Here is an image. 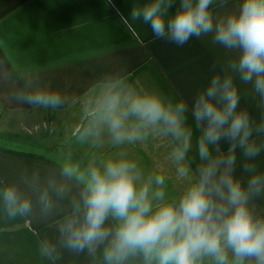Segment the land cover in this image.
Segmentation results:
<instances>
[{"label":"clouds","instance_id":"9594fccd","mask_svg":"<svg viewBox=\"0 0 264 264\" xmlns=\"http://www.w3.org/2000/svg\"><path fill=\"white\" fill-rule=\"evenodd\" d=\"M214 4L223 9L228 0H145L128 17L118 13L125 24L130 17L148 25L157 39L183 46L210 36L225 50L224 75H213L191 106L108 75L80 103L70 134L96 149L167 140L182 191L170 195L163 172H145L124 151L83 162L66 153L56 168L0 182L5 219L55 228L54 240H39L41 258L57 264L67 251L85 254L90 264H264V211L257 203L264 171L256 163L264 152L258 142L264 140V0H238L223 14ZM237 79L258 98L259 122L239 107ZM11 99L51 110L69 102L33 77Z\"/></svg>","mask_w":264,"mask_h":264},{"label":"crops","instance_id":"0c3cea01","mask_svg":"<svg viewBox=\"0 0 264 264\" xmlns=\"http://www.w3.org/2000/svg\"><path fill=\"white\" fill-rule=\"evenodd\" d=\"M237 2L228 0L223 9L215 4L211 7L223 14L233 10ZM144 3L145 0H0V103L8 111L31 109L16 103L11 94L21 87V81L33 77L68 98V104L56 111L59 115V111L68 110L69 115V106L85 99L100 80L112 75L138 89L156 90L191 106L213 75H224L222 66L228 54L212 45L210 36L193 37L179 46L157 39L143 22L129 17L125 24L118 13L128 17L131 8ZM237 82L239 107L246 108L259 122L258 98H254L251 85ZM109 146L107 143L105 148ZM256 163L264 171V152ZM58 166L47 159L0 151V182H14L24 171ZM192 167H196L195 161ZM257 203L264 211V198ZM45 236L52 240L57 236L51 223L7 220L0 209V264H51L39 255V240ZM57 264H90V260L85 254L64 251Z\"/></svg>","mask_w":264,"mask_h":264},{"label":"rangeland","instance_id":"374dc122","mask_svg":"<svg viewBox=\"0 0 264 264\" xmlns=\"http://www.w3.org/2000/svg\"><path fill=\"white\" fill-rule=\"evenodd\" d=\"M20 83L22 86V81ZM81 102L69 106V115H66L68 110L64 113L59 111L57 115L56 110L33 106L28 110L8 111L0 103V149L42 156L58 165L66 153H71L74 160L83 162L99 152L111 154L124 151L145 172H163L168 178L170 195H178L182 191L184 181L177 176L175 167L168 159L169 143L163 138L151 137L144 143L125 145L120 149L111 145L105 148L107 143L103 149H96L73 139L70 134L79 122Z\"/></svg>","mask_w":264,"mask_h":264},{"label":"trees","instance_id":"16d2710c","mask_svg":"<svg viewBox=\"0 0 264 264\" xmlns=\"http://www.w3.org/2000/svg\"><path fill=\"white\" fill-rule=\"evenodd\" d=\"M11 73H12L13 76L16 78L14 72L12 71ZM0 151H1V152H7V153L15 154V155H20V156L35 157V158H39V159H45V158L42 157V156H32V155H29V154L16 153V152H11V151H7V150H3V149H0Z\"/></svg>","mask_w":264,"mask_h":264}]
</instances>
